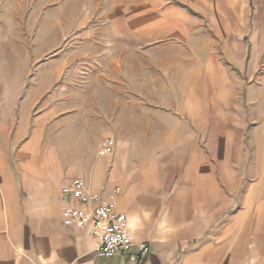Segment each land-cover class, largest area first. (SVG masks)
Returning <instances> with one entry per match:
<instances>
[{"label":"crops","instance_id":"crops-1","mask_svg":"<svg viewBox=\"0 0 264 264\" xmlns=\"http://www.w3.org/2000/svg\"><path fill=\"white\" fill-rule=\"evenodd\" d=\"M100 6L102 36L154 60L102 64L82 91L71 62L41 65L57 70L47 89L0 67V264H264V0ZM104 137L114 150L98 155ZM76 177L116 203L146 255L101 258L89 225L62 223L81 206L61 193Z\"/></svg>","mask_w":264,"mask_h":264},{"label":"rangeland","instance_id":"rangeland-1","mask_svg":"<svg viewBox=\"0 0 264 264\" xmlns=\"http://www.w3.org/2000/svg\"><path fill=\"white\" fill-rule=\"evenodd\" d=\"M101 21L100 0H0V67H5L10 74L18 73L23 79L39 78L34 88L47 89L52 88L57 70L41 65L71 62L76 65L77 86L82 91L85 87L89 90L99 88L100 78L107 72L102 64L154 60L155 55L128 53L129 47L117 46L116 41L103 37L108 28ZM192 60H198L197 55H190ZM26 62L28 76L20 69ZM108 72L132 79L134 71L110 69ZM64 77L67 76L61 79ZM259 85L255 87L259 95L254 99V106L262 111L264 83ZM91 94L96 92H89L88 105L92 104ZM228 108L233 109L230 105ZM88 152L91 151L82 150L80 156Z\"/></svg>","mask_w":264,"mask_h":264},{"label":"built area","instance_id":"built-area-1","mask_svg":"<svg viewBox=\"0 0 264 264\" xmlns=\"http://www.w3.org/2000/svg\"><path fill=\"white\" fill-rule=\"evenodd\" d=\"M114 139L104 137L100 142L99 154H110L114 150ZM64 196H72L81 206L69 205L62 209V223L66 226L89 225L92 236L97 239L96 255L101 258L127 255L132 261L148 253L145 243L137 245V252L132 253L133 239L128 228L126 216L119 212L111 198L103 199L99 193L88 188L80 177L72 179L62 186ZM120 194L118 186L113 187L110 197Z\"/></svg>","mask_w":264,"mask_h":264}]
</instances>
